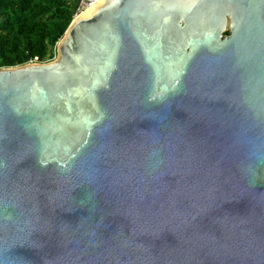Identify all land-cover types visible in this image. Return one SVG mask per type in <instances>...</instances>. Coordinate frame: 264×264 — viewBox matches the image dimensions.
Here are the masks:
<instances>
[{"label": "water", "instance_id": "1", "mask_svg": "<svg viewBox=\"0 0 264 264\" xmlns=\"http://www.w3.org/2000/svg\"><path fill=\"white\" fill-rule=\"evenodd\" d=\"M92 3L0 68V264H264V0Z\"/></svg>", "mask_w": 264, "mask_h": 264}, {"label": "trees", "instance_id": "2", "mask_svg": "<svg viewBox=\"0 0 264 264\" xmlns=\"http://www.w3.org/2000/svg\"><path fill=\"white\" fill-rule=\"evenodd\" d=\"M79 0H0V68L53 59Z\"/></svg>", "mask_w": 264, "mask_h": 264}, {"label": "built area", "instance_id": "3", "mask_svg": "<svg viewBox=\"0 0 264 264\" xmlns=\"http://www.w3.org/2000/svg\"><path fill=\"white\" fill-rule=\"evenodd\" d=\"M94 0H79V5H78V10H82L85 7H87L89 4H91ZM31 62H39L38 58L35 57L34 60H32Z\"/></svg>", "mask_w": 264, "mask_h": 264}, {"label": "bare ground", "instance_id": "4", "mask_svg": "<svg viewBox=\"0 0 264 264\" xmlns=\"http://www.w3.org/2000/svg\"><path fill=\"white\" fill-rule=\"evenodd\" d=\"M93 4V3H92ZM88 9V8H87ZM87 9H85L82 13H84Z\"/></svg>", "mask_w": 264, "mask_h": 264}, {"label": "rangeland", "instance_id": "5", "mask_svg": "<svg viewBox=\"0 0 264 264\" xmlns=\"http://www.w3.org/2000/svg\"><path fill=\"white\" fill-rule=\"evenodd\" d=\"M76 14H77V13H76ZM76 14H75V15H76Z\"/></svg>", "mask_w": 264, "mask_h": 264}, {"label": "clouds", "instance_id": "6", "mask_svg": "<svg viewBox=\"0 0 264 264\" xmlns=\"http://www.w3.org/2000/svg\"><path fill=\"white\" fill-rule=\"evenodd\" d=\"M79 12V11H78Z\"/></svg>", "mask_w": 264, "mask_h": 264}]
</instances>
